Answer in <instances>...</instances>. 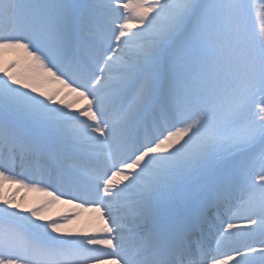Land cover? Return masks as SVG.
<instances>
[{"label": "snow or ice", "instance_id": "snow-or-ice-1", "mask_svg": "<svg viewBox=\"0 0 264 264\" xmlns=\"http://www.w3.org/2000/svg\"><path fill=\"white\" fill-rule=\"evenodd\" d=\"M0 264H264V0H0Z\"/></svg>", "mask_w": 264, "mask_h": 264}, {"label": "bare ground", "instance_id": "bare-ground-1", "mask_svg": "<svg viewBox=\"0 0 264 264\" xmlns=\"http://www.w3.org/2000/svg\"><path fill=\"white\" fill-rule=\"evenodd\" d=\"M61 86L58 83L52 82L45 85L47 90H55ZM74 96H67L68 100L74 99ZM81 106L85 103L81 101ZM8 187V186H6ZM44 194L41 192L29 191L27 189H22L18 194V202L23 203L25 208H31L37 206L44 199ZM70 205L58 204L55 205L49 215L55 216L57 213L67 212L70 209ZM98 221L95 220L93 214L84 212L76 220L75 224L72 226L75 231H89L96 226Z\"/></svg>", "mask_w": 264, "mask_h": 264}, {"label": "rangeland", "instance_id": "rangeland-1", "mask_svg": "<svg viewBox=\"0 0 264 264\" xmlns=\"http://www.w3.org/2000/svg\"><path fill=\"white\" fill-rule=\"evenodd\" d=\"M81 103H82V102L78 103V104H77V107H81Z\"/></svg>", "mask_w": 264, "mask_h": 264}]
</instances>
